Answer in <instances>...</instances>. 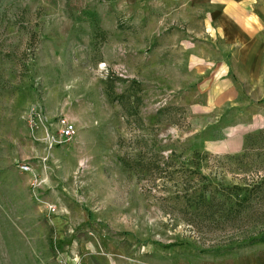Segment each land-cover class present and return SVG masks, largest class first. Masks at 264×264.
<instances>
[{
	"label": "rangeland",
	"instance_id": "1",
	"mask_svg": "<svg viewBox=\"0 0 264 264\" xmlns=\"http://www.w3.org/2000/svg\"><path fill=\"white\" fill-rule=\"evenodd\" d=\"M167 8L0 0V264L264 249V33L219 64ZM59 117L74 135L57 143Z\"/></svg>",
	"mask_w": 264,
	"mask_h": 264
},
{
	"label": "crops",
	"instance_id": "2",
	"mask_svg": "<svg viewBox=\"0 0 264 264\" xmlns=\"http://www.w3.org/2000/svg\"><path fill=\"white\" fill-rule=\"evenodd\" d=\"M165 1L172 19L186 25L185 30L181 27L183 32L192 31V35H198L204 31L209 33L213 47L219 49L216 63L224 64L221 50L225 46L237 48L236 45H238L239 48H243L245 43L247 46L244 48L260 47L258 35L264 33V0ZM183 32H181L182 35ZM255 41L256 45H254ZM177 47L182 52L181 57L185 59L183 62L188 63L193 57L200 58L192 54L193 50L199 52L196 44L185 38L178 40ZM197 264H264V249L237 250L229 255L217 256L210 262Z\"/></svg>",
	"mask_w": 264,
	"mask_h": 264
},
{
	"label": "built area",
	"instance_id": "3",
	"mask_svg": "<svg viewBox=\"0 0 264 264\" xmlns=\"http://www.w3.org/2000/svg\"><path fill=\"white\" fill-rule=\"evenodd\" d=\"M40 110L36 113L38 119L40 116ZM57 134L54 138L49 137L50 139L54 140L55 142L59 143L61 141L69 140L74 135V130L67 124V121L63 117L57 118ZM19 170L25 171L28 170V166L26 164H20L18 166Z\"/></svg>",
	"mask_w": 264,
	"mask_h": 264
}]
</instances>
